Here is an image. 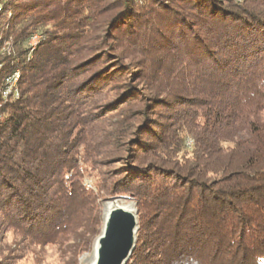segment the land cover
<instances>
[{
    "label": "trees",
    "instance_id": "1",
    "mask_svg": "<svg viewBox=\"0 0 264 264\" xmlns=\"http://www.w3.org/2000/svg\"><path fill=\"white\" fill-rule=\"evenodd\" d=\"M1 1L0 264H80L112 196L137 202L126 264H264V0Z\"/></svg>",
    "mask_w": 264,
    "mask_h": 264
},
{
    "label": "rangeland",
    "instance_id": "2",
    "mask_svg": "<svg viewBox=\"0 0 264 264\" xmlns=\"http://www.w3.org/2000/svg\"><path fill=\"white\" fill-rule=\"evenodd\" d=\"M0 13L3 16L2 20H1V23H0V26L4 27L5 25L3 24V21H5L4 20L5 18H8V17H10L12 15V11L8 7L7 8L3 7V9L0 11ZM38 33H40V31L35 32L34 34H38ZM34 34L30 35L26 39V41L24 42V48H27V52L25 53V55H28L29 58L30 57L32 58L34 56V53H35L34 51H32V46L36 43L35 41H32L33 40L32 39V36ZM6 38L7 37L0 32V55L1 56L9 55L11 53V51L14 49V46L12 45V41H11L12 39H7L6 40ZM101 52H102V50H101ZM1 56H0V69L4 65ZM135 57L136 58H122L123 66L128 67V68H132L131 66H133V63H131L130 60H132V61L138 60L139 54L136 53V56ZM132 70H133V73H134L135 70H138V69H137V67H136V69L133 67ZM14 72H18L20 74V76H19L20 78L17 80V84H16L17 85L16 86L17 88L15 87L13 89V91H15L17 89L16 92H19L18 93L19 94L18 97L21 96V91H20V87H19L20 86V79H21V70L18 69V68H14L9 73H7L5 75V78H4V85L5 86L3 87V90L1 91L0 105L2 104V102H4L8 98H18L15 94L13 95L11 93L12 95L11 94H8L7 97H6V99H5L4 98V94H3V91H4L5 87H7L6 86V78L8 76H13V79H14L17 76V74H18V73H14ZM137 76L138 75L135 73L133 75V77H131L129 79V81L131 83H133L137 87L134 90V93H133V94H135V96H138L140 94V92H145V89H147L146 85H144L142 82H140ZM113 92H114V95H116V94H118L119 90L116 89ZM145 94H146V92H145ZM139 104L141 105L142 102L140 101ZM193 143H194V139L192 138V136L191 135H186V145H187V147H189L191 149ZM91 182L92 181H90V179H87L86 184L88 186H92ZM108 198H111V197H108ZM108 198H105V199L102 200V203H103V223L101 224V231H100V233L97 236H95V238L93 240V243H92L91 249L89 251H86V252L82 253L81 256L79 257L80 264H93L95 262V255H96L95 246H96V242L98 240V237L104 231V227H105V207H106V203H107V199ZM123 201H125V202H127L129 204H132L134 206V208L137 209V202L131 196L124 197L123 198ZM137 214H138V211H137ZM138 221H139V218H138ZM10 239L11 238H9V240ZM19 264H61V263L58 260V255H57L54 247L48 246L47 249L42 253L41 256L37 257V256H35V254L29 253L23 260L20 261Z\"/></svg>",
    "mask_w": 264,
    "mask_h": 264
},
{
    "label": "water",
    "instance_id": "3",
    "mask_svg": "<svg viewBox=\"0 0 264 264\" xmlns=\"http://www.w3.org/2000/svg\"><path fill=\"white\" fill-rule=\"evenodd\" d=\"M124 197L115 196L107 201L123 200ZM138 227L137 209H114L98 237V257L93 264H126L136 246Z\"/></svg>",
    "mask_w": 264,
    "mask_h": 264
},
{
    "label": "bare ground",
    "instance_id": "4",
    "mask_svg": "<svg viewBox=\"0 0 264 264\" xmlns=\"http://www.w3.org/2000/svg\"><path fill=\"white\" fill-rule=\"evenodd\" d=\"M1 1V0H0ZM1 5L2 3L0 4V10H1ZM42 37V36H41ZM41 37L40 38H37L35 39L34 41L36 42L33 46H32V51L36 48V46L39 44V41L41 40ZM14 73H18V72H14ZM19 76L20 74L18 73L17 76L13 79V76H8L6 78V86L9 85V94H15L17 97H18V93L19 92H16L13 91V89L17 86V80L19 79ZM17 88V87H16ZM3 94H4V97H6L8 94H7V87H5L4 91H3ZM11 94V95H12ZM117 207H123L125 209H128V210H132L134 211V206L132 204H129L123 200H117V201H107L106 203V207H105V222L107 221V219L109 218V216L111 215V212L116 209ZM98 247H99V241L97 240L96 242V246H95V252H96V255H95V261L98 257Z\"/></svg>",
    "mask_w": 264,
    "mask_h": 264
},
{
    "label": "built area",
    "instance_id": "5",
    "mask_svg": "<svg viewBox=\"0 0 264 264\" xmlns=\"http://www.w3.org/2000/svg\"><path fill=\"white\" fill-rule=\"evenodd\" d=\"M2 3V1H0V4ZM42 35L40 34V33H38V34H34L33 36H32V41H34L35 39H37V38H40ZM32 43V42H31ZM7 94H9V85L7 86Z\"/></svg>",
    "mask_w": 264,
    "mask_h": 264
}]
</instances>
